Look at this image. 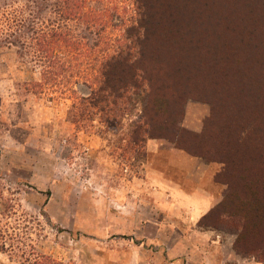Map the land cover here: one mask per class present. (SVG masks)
Returning <instances> with one entry per match:
<instances>
[{
    "label": "rangeland",
    "instance_id": "obj_1",
    "mask_svg": "<svg viewBox=\"0 0 264 264\" xmlns=\"http://www.w3.org/2000/svg\"><path fill=\"white\" fill-rule=\"evenodd\" d=\"M145 1L150 93L145 83L131 90L123 117L104 124L59 90L38 93L40 69L11 43L16 18L22 32L44 30V0H0V264H264V213L242 232L244 215L233 210L264 202V0ZM132 3L124 9L134 15ZM158 99L168 100L155 134L169 109L181 110L176 132H164L172 142L134 133ZM148 141L201 164L166 172L212 185L199 220L191 200L152 188L148 166L165 160L147 154Z\"/></svg>",
    "mask_w": 264,
    "mask_h": 264
},
{
    "label": "trees",
    "instance_id": "obj_2",
    "mask_svg": "<svg viewBox=\"0 0 264 264\" xmlns=\"http://www.w3.org/2000/svg\"><path fill=\"white\" fill-rule=\"evenodd\" d=\"M132 4L137 5L134 15L130 14V9H124V0H44L47 26L42 31L28 25L22 32L25 20L16 18L14 42L11 43L19 49V57H28L32 68L40 69V80L34 85L37 92L59 90L72 100V108L85 105L97 110L104 124L123 117L124 104L128 100L126 94L131 90H137L145 83L150 93L152 77L148 74L153 69L144 63L142 47L151 24V11L145 0H133ZM70 24L75 29L70 28ZM79 27L91 38V43H83L86 37L76 32ZM111 31L118 32L112 37ZM27 32L28 45L22 41ZM80 80L89 90L86 96L77 95L75 87ZM167 93L169 88L166 87L162 99ZM165 100L168 99L152 102L150 108L145 106L141 119L143 125L134 132L136 136L142 130L149 137L174 141L164 132H176L181 113L177 107L168 110L172 113L164 118L162 126L152 129L158 131L157 134L150 130L157 115L165 112ZM179 148L193 156H204L194 148ZM263 209L264 202L260 203L256 198L249 205L245 201L233 208L244 215L242 232L255 219L263 217ZM250 210H261L262 215L257 214L255 218Z\"/></svg>",
    "mask_w": 264,
    "mask_h": 264
},
{
    "label": "crops",
    "instance_id": "obj_3",
    "mask_svg": "<svg viewBox=\"0 0 264 264\" xmlns=\"http://www.w3.org/2000/svg\"><path fill=\"white\" fill-rule=\"evenodd\" d=\"M147 154L156 159L160 157L164 158L165 163L158 165L156 163H151L148 166V170H152L155 173V186L154 191H158L159 188L166 191L167 198L173 199H182L184 201L191 200L190 204V213L194 216L195 220H199L207 211L211 205V200L213 198L212 189L209 182H203L202 178L197 177L191 178L190 184L185 185L181 179L170 177L166 172L169 168L175 169L179 172L185 170V166L192 165L195 166L194 169H199L201 164L197 162V158H187L184 152L180 150H168L161 148L158 142L148 141L146 143ZM178 160H180L178 162ZM186 163V164H184ZM209 167L207 166L206 171L208 172Z\"/></svg>",
    "mask_w": 264,
    "mask_h": 264
}]
</instances>
